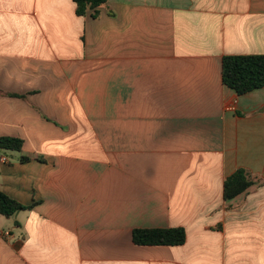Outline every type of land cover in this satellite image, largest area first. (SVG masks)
<instances>
[{"label": "crops", "instance_id": "crops-1", "mask_svg": "<svg viewBox=\"0 0 264 264\" xmlns=\"http://www.w3.org/2000/svg\"><path fill=\"white\" fill-rule=\"evenodd\" d=\"M0 0V264H264V0ZM17 95V96H16ZM23 157L30 160L22 161ZM257 179L226 201L228 177ZM184 228L180 246L136 229Z\"/></svg>", "mask_w": 264, "mask_h": 264}, {"label": "trees", "instance_id": "trees-1", "mask_svg": "<svg viewBox=\"0 0 264 264\" xmlns=\"http://www.w3.org/2000/svg\"><path fill=\"white\" fill-rule=\"evenodd\" d=\"M110 0H74L77 5V15L84 17L89 11H96L106 6ZM224 84L235 90L239 95H246L264 88V55H235L223 58ZM17 96V95H16ZM24 141L20 138H0V150L21 152ZM22 161L30 160L23 157ZM257 179L244 169H239L228 177L224 185L226 201L233 200L245 194L257 184ZM31 209L9 197L0 190V215L12 217L18 211ZM133 241L139 246H180L186 243L187 233L184 228L168 229H136Z\"/></svg>", "mask_w": 264, "mask_h": 264}]
</instances>
